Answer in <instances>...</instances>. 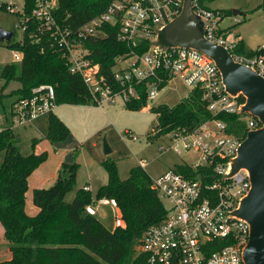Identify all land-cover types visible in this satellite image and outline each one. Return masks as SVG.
Listing matches in <instances>:
<instances>
[{"label": "built area", "instance_id": "2783aa9c", "mask_svg": "<svg viewBox=\"0 0 264 264\" xmlns=\"http://www.w3.org/2000/svg\"><path fill=\"white\" fill-rule=\"evenodd\" d=\"M29 1L33 4L31 12L26 11L28 0L21 7L14 2L6 3V9L20 15L24 30L30 20L37 24L39 34H45L63 52L71 72L82 77L96 105L119 101L126 104L141 96V87H146L147 101L153 100L166 79L170 81L176 74H182L192 89L202 88L203 99L212 113H238L242 102L226 92L220 71L211 58L193 48L166 49L153 45L158 32L182 13L185 0H110L101 14L79 28H72L60 18L59 0ZM208 1L193 0L195 14L205 20V37L223 45L235 60L264 76V53L240 54L238 40L225 35L220 27L225 12L209 7ZM106 25L118 26L117 39L128 46L151 43L144 53L131 51L118 56L109 75L102 72L101 63L92 59L87 47L90 41L108 35ZM14 54L15 60H22L21 52ZM58 105L53 85L35 87L30 97L15 103L12 129L48 117ZM245 115L246 121L240 117L247 123L248 132L262 126L257 117ZM162 137L168 138L169 143L159 144L161 151L195 152L201 162L179 164L191 169L192 175L176 165L151 178L159 198L168 207L165 206L166 217L149 225L141 238L140 252L148 257L147 264H244L243 248L250 237V225L231 213L249 193L251 181L243 169L230 178L227 176L230 161L237 156L244 139L229 133L228 124L216 118L193 131L181 129ZM140 163L145 168V161Z\"/></svg>", "mask_w": 264, "mask_h": 264}, {"label": "trees", "instance_id": "16d2710c", "mask_svg": "<svg viewBox=\"0 0 264 264\" xmlns=\"http://www.w3.org/2000/svg\"><path fill=\"white\" fill-rule=\"evenodd\" d=\"M109 2L59 0L58 14L66 24L79 28L101 14ZM0 7L6 8V3L0 2ZM32 7L33 4L28 0L26 11L31 12ZM262 7L264 4L259 9ZM230 13L232 11H225L226 15ZM37 27L30 20L23 39L9 44L13 51L22 53V60L7 63L0 70V78L4 79L2 92L11 82L19 84L10 92V96H15L14 100L3 106L6 120L0 131V223L11 253L10 258L0 259V264H147L148 257L142 252L137 254L135 247L140 243L145 229L161 222L167 211L151 177L141 166L134 167L130 176L123 180L119 176L116 161L107 158L103 165L108 173V182L93 193L85 187H77L80 164L75 154L71 163L62 164L54 184L34 189L33 203L38 208L37 214L29 215L26 212L29 177L48 159V152L21 153L20 137L12 129L15 103L30 97L35 87L51 84L56 89L58 104L96 105L82 77L71 72L63 52L45 34H39ZM105 29L108 35L90 41L87 47L91 50L92 59L101 63L102 72L107 75L111 74L118 56L131 51L144 53L151 46L149 41L128 46L117 39L118 26L106 25ZM237 51L254 56L264 53V48L246 49L241 38L238 39ZM168 82L166 79L160 89ZM141 88V96L127 102V109L141 110L146 106V87ZM203 95L202 88L197 87L192 89L189 97L175 106L160 105L153 108L158 123L148 136H164L181 129L193 131L216 118L228 124L229 133L245 139L248 134L247 123L236 113H212ZM239 101L244 102L245 98L241 96ZM69 136L67 124L54 112L48 115L46 138L57 144L66 141ZM39 141V138H33L34 149ZM181 168L194 174L191 169ZM72 191H75V196L69 201L67 196ZM102 198L113 200L120 210L123 223L113 230L87 209L90 203L94 204Z\"/></svg>", "mask_w": 264, "mask_h": 264}, {"label": "rangeland", "instance_id": "374dc122", "mask_svg": "<svg viewBox=\"0 0 264 264\" xmlns=\"http://www.w3.org/2000/svg\"><path fill=\"white\" fill-rule=\"evenodd\" d=\"M24 1L0 0V2L5 3L14 2L20 7ZM263 4L264 0L208 1L209 7L213 9H220L224 12L232 11L228 15L225 14L224 20L220 23L225 35L236 40L240 36L244 39L248 48L255 50L264 45V7L259 9V6ZM233 10H240L242 13L234 15ZM0 27L13 32L10 43L0 42L1 70L3 65L7 63L18 62L15 60V51L10 48L9 44L20 42L24 37V29L21 26L19 14L7 10L5 7H0ZM2 85H4V79L0 78V125L3 126L6 120L3 106L4 104H10L11 99L14 100L15 96H10V92L19 84L11 82L3 92ZM191 91L192 87L186 84L184 76L176 74L163 88L159 89L158 96L148 101L141 110H129L122 101L104 103L101 106L93 104H59L54 113L67 124L70 129V136L58 146L59 150L52 151L50 147L46 148L50 157L47 166L52 167L58 155H66V162L71 163L76 154V160L80 164L77 176L78 185L83 187L90 182L93 193H95L100 183L108 181V173L103 165L107 158L116 161L119 176L123 180L130 176V172L134 167L141 165V161H145V172L151 178H157L181 163H200L201 160L195 152L183 151L178 154L173 149L161 151L158 147L159 144H168V138L163 140L162 136L154 138L148 136L152 127L158 123V116L152 109L160 105L175 106L189 97ZM247 119L248 115H243V120L246 121ZM15 131L20 137L19 148L21 153H32L38 149L40 145H37L40 142L47 140L45 136L47 133V119L36 120L31 125L17 127ZM132 136H137L139 139L133 140ZM33 138H39L40 140L35 149L32 146ZM105 140L112 148L110 154H105ZM74 193L75 191H72L68 194L67 199L69 201ZM30 198L33 200L32 196ZM106 200L109 199L106 198ZM163 203L168 207L165 201ZM94 204L90 203L88 206L94 209ZM101 213L105 215L102 219L107 228L113 229L121 224L118 209L114 202L102 204ZM5 245L0 240L1 255L7 251ZM135 251L137 254L140 252V243L135 247Z\"/></svg>", "mask_w": 264, "mask_h": 264}, {"label": "water", "instance_id": "95a60500", "mask_svg": "<svg viewBox=\"0 0 264 264\" xmlns=\"http://www.w3.org/2000/svg\"><path fill=\"white\" fill-rule=\"evenodd\" d=\"M233 10V14H241ZM205 20L197 16L193 0H185L182 13L158 32L153 45L158 48H193L211 58L220 71L225 90L233 97L243 96L238 116L251 114L262 126L250 130L242 141L236 157L230 161L228 178L240 170L247 171L251 189L231 213L234 218L247 221L250 237L243 248L244 264H264V76L253 67L234 59L226 47L205 37ZM13 32L0 27V42L10 43ZM105 154L112 152L104 141Z\"/></svg>", "mask_w": 264, "mask_h": 264}, {"label": "crops", "instance_id": "0c3cea01", "mask_svg": "<svg viewBox=\"0 0 264 264\" xmlns=\"http://www.w3.org/2000/svg\"><path fill=\"white\" fill-rule=\"evenodd\" d=\"M242 37H238V39H241ZM243 39V38H242ZM244 40V39H243ZM245 42V41H244ZM263 46V45H262ZM245 47H246V49H251V48H248L247 46H246V42H245ZM261 46H259V48H260ZM253 50H255V49H253ZM55 112V111H54ZM44 118H46L47 119V125H48V117L47 116H44V117H41V118H39L38 120H42V119H44ZM1 127H2V125H0ZM46 136V135H45ZM47 139V138H46ZM44 141H48V142H44ZM43 142H40L37 146H39L38 147V149L35 151L37 154H40V153H42V152H44V151H46V152H48L47 151V147H50L51 148V150L53 151V150H59L60 148L58 147V146H60V144L61 143H57V144H53V143H51L50 142V140L49 139H47V140H44ZM44 143H46V144H44ZM50 143V144H49ZM42 144H44L43 146H42ZM42 146V147H41ZM44 149H46V150H44ZM43 150V151H42ZM67 158V156L66 155H61V156H57L56 158H55V161H54V163H53V165H52V167H50L49 168V166H47V165H49V160L48 159H50V157L48 156V159L44 162V163H42L37 169H35V171L30 175V177H29V180H28V183H29V189H28V191L26 192V205H25V209H26V212L29 214V215H35V214H37V212H38V208L34 205V203H33V200H31V196H32V198H33V191H34V189L35 188H47V187H49V186H51L54 182H55V180L57 179V177H58V174H59V171H60V169H61V166H62V164L64 163V162H66V159ZM108 181H104L103 183H100L98 186H97V188H96V190H95V192L99 189V187L100 186H102V185H104V184H106ZM90 184V185H89ZM89 185V186H88ZM77 186H79L78 185V182H77ZM85 186H88L89 187V189L93 192V189H92V184L90 183V182H88L87 184H85L83 187H85ZM78 188H81V186H79ZM74 196H75V193H74V195L72 196V198H71V200L74 198ZM101 201H104V202H100V200L99 201H97L93 206L95 207L94 209H93V207H90V206H88L87 207V209H88V211H90L91 213H93V214H95L103 223H104V221H103V216H105L103 213H101L102 212V204L104 205V204H107L108 202H114V201H112V200H106V199H101ZM115 203V202H114ZM116 205V204H115ZM117 207V206H116ZM117 209H118V213H119V217H120V210H119V208L117 207ZM121 220V219H120ZM123 222H122V220H121V224H122ZM104 225H105V223H104ZM106 226V225H105ZM114 229V228H113ZM113 229H111V230H113ZM0 240H2V242H4L5 244H7V242L5 241V238H4V228H3V226L1 225V223H0ZM5 246H7V245H5ZM10 256H11V253H10V251H9V249H8V247H7V251H5L2 255H1V253H0V259H7V258H10Z\"/></svg>", "mask_w": 264, "mask_h": 264}]
</instances>
